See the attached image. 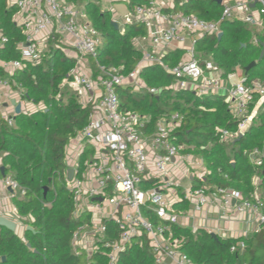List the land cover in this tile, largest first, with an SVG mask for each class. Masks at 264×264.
Segmentation results:
<instances>
[{"label":"trees","instance_id":"16d2710c","mask_svg":"<svg viewBox=\"0 0 264 264\" xmlns=\"http://www.w3.org/2000/svg\"><path fill=\"white\" fill-rule=\"evenodd\" d=\"M127 1L130 7L148 2ZM115 2L124 0L111 1ZM100 7L96 0H88L84 5L91 26L100 36L95 56L88 57L87 63L93 76L100 74L101 67H113L122 76H128L142 59V52L133 41L145 37L147 31L143 25L132 22L121 33L117 24V28L112 25V13ZM161 11L182 12L215 22L220 18L222 6L217 0H176L172 9ZM14 12L13 6L0 0V31L7 39L0 49L4 61L19 60L17 45L24 41L21 29L11 22ZM255 27L224 21L220 39L216 35H204L195 41V59L201 67L205 63L213 64L224 77L240 70L248 82L257 81L264 86V56L257 61L260 44L264 43V22L259 28ZM63 48L55 40L49 44V52L40 63H27L12 76L0 70V76L7 78L20 101L38 107L29 114L15 116L12 127L0 116V168L4 169L3 178L16 183L18 189L11 203L17 215L25 219L23 225L33 230L24 231L20 238L0 228V264L108 263L110 249L102 244H96L97 250L90 255L73 247V235L87 223L88 216L74 214L67 190L65 155L70 141L87 123L89 111L80 105L76 93L67 85L72 80L69 72L75 61L64 56ZM181 57V51L168 53L162 58L165 68L157 65L143 68L139 77L145 87L140 90L132 86L119 88V108L148 119V133L158 123L168 122L178 115L180 125L173 131L172 138L182 145L184 155L195 156L204 168V176L199 179L194 176L192 188L202 189L208 197L218 189L237 192L243 200L259 201L264 211V166H255L250 157L256 152L264 154V101L252 114L239 141L235 142L236 138L222 141L223 132L236 133L240 120L233 115L224 96H198L190 90L175 88V79L169 71ZM252 62H257L256 66L245 73L244 68ZM149 89H155L156 94H150ZM257 103L255 97L248 106V113ZM44 188H47L45 196ZM187 207L186 202L175 204L179 214L186 213ZM143 215L148 217V212L144 211ZM170 231L175 239L182 240L180 250L192 264H264V229L238 239L217 236L218 241L203 229L192 231L171 225ZM118 236V229L108 223L105 238L113 242ZM141 241L142 245L135 239L127 245L118 254L116 264H155L148 241L143 237ZM239 241L244 243V250L231 253L230 248Z\"/></svg>","mask_w":264,"mask_h":264},{"label":"built area","instance_id":"2783aa9c","mask_svg":"<svg viewBox=\"0 0 264 264\" xmlns=\"http://www.w3.org/2000/svg\"><path fill=\"white\" fill-rule=\"evenodd\" d=\"M220 1L222 11L215 22L199 20L182 12L162 13L164 5L156 0L131 7L125 22L143 25L153 50L142 53L139 65L128 76H122L116 68L101 67L100 74L94 77L87 59L95 56L100 36L89 22L79 19L81 14L73 5H67L65 0H6L15 11L11 22L21 29L24 37L17 45L19 60L4 61L0 57V70L7 76L22 71L27 63H40L49 52L50 42L55 40L64 47L63 52L67 49L75 54L72 58L75 66L69 72L72 80L67 85L89 113L83 129L68 144L65 166L66 170L74 172L72 179L67 181L74 214L86 213L88 216L87 223L75 231L73 244L88 230V247L83 249L87 255L97 250L96 244H102L110 249L107 264H116L118 254L134 239L142 245L143 237L151 247L155 264H192L180 250L182 240L175 239L170 231L171 225L180 223L175 204L193 203L195 209L200 210L211 200L202 189H193L192 184L186 186L184 183L193 180L192 170L198 166H191L190 156L184 155L182 145L172 138L173 131L180 125V117L174 115L148 133V119L119 108L117 90L125 86H132L134 90L144 88L140 71L153 65L164 67L161 59L151 52H164L172 44L182 45L186 41H190L187 58L169 71L175 79V88L190 90L198 96L220 90L222 85L216 76L218 68L211 63H205L203 67L198 64L194 43L204 35L217 36L224 21L261 26L264 0ZM6 42L0 31V49ZM149 93L156 94V90L149 89ZM226 93L233 101L230 109L240 122L235 134L223 132L222 141L242 135L252 114L264 101V86L257 81L248 82L243 76ZM255 97L258 103L248 113V106ZM12 101L20 105V114H26L19 95L11 90L7 78L0 76V116L10 127L17 116ZM32 107L34 110L30 111L38 108ZM87 149L92 150V159L81 163ZM263 155L256 152L250 156L255 166H264ZM17 189L13 180L0 176V208L11 202ZM216 195L223 207L234 214L251 213L257 225L250 234L264 229V211L259 201L243 200L239 193L225 189H218ZM144 211L148 212V217L143 215ZM5 214L0 213V216L11 220ZM108 223L119 231L116 241L105 238ZM243 237H248L246 232ZM243 250L242 241L230 248L231 253Z\"/></svg>","mask_w":264,"mask_h":264},{"label":"crops","instance_id":"0c3cea01","mask_svg":"<svg viewBox=\"0 0 264 264\" xmlns=\"http://www.w3.org/2000/svg\"><path fill=\"white\" fill-rule=\"evenodd\" d=\"M160 4L164 5L163 9H172L173 8V3L176 0H156ZM181 1H186V0H181ZM129 1L124 0L123 4L127 6V9L131 10L130 5L128 4ZM111 13H112V20L114 23L118 25V28L120 29V32L123 33L124 28L126 25H129L125 22V19L127 17L123 16L120 17L118 14L113 11L110 7L108 8ZM107 9V10H108ZM173 12V11H172ZM83 20L84 17H83ZM131 24V23H130ZM51 43V42H50ZM133 44L138 50H141V52H146V51H152L153 48L149 43L148 40V35L146 32V36L143 38H136L133 41ZM190 47V41H186L185 44L178 45V44H172L170 47H168L164 52L161 51H156V52H151L154 53V56L159 57L162 62V58H164L168 53L176 52V51H181L182 52V57L181 60H184L187 58V49ZM66 53V57L68 58H73L74 53L70 50L64 49ZM163 64V62H162ZM164 66V65H163ZM165 68V66L163 67ZM93 76V73H92ZM217 77L220 78V82L222 85V88L218 90L215 93H212L210 95H219V96H224L225 98L227 97V91L237 84L239 80L243 77V75L238 78L235 73L228 74L226 77L222 76L221 72L218 71L216 74ZM96 77V76H94ZM237 79V80H235ZM229 107L232 105L231 100H229ZM232 139V138H231ZM69 150V145L66 149V155L68 156L67 151ZM198 166L194 170H192V173L196 176H199L200 173H197L195 171L201 169H204L202 167V163L200 160L196 163ZM201 168V169H200ZM193 180L189 182H184L186 186L188 184H192ZM255 183H258V180H255ZM184 184V185H185ZM180 195V194H179ZM209 199L211 200V203L207 206H204L200 210H196L195 207L187 203V211L184 214H180V220H179V227L186 228V229H191V230H197V229H203L209 233H214L217 236L221 238H233V239H238L240 238L245 232L248 236L251 234V230H253L256 227V223L254 218L252 217L251 213H243L240 215H236L232 212V210L225 209L221 203V199L219 196L215 194H212L209 196ZM4 206L0 208V213H3ZM23 220H25L23 218ZM23 224V221H22ZM20 228V227H18ZM23 232L25 231V225H23ZM22 237V236H21ZM20 237V238H21ZM89 243V237H88V230H86L84 233H82L79 237V239L76 241V243L73 244V247L75 249H84L88 247Z\"/></svg>","mask_w":264,"mask_h":264},{"label":"rangeland","instance_id":"374dc122","mask_svg":"<svg viewBox=\"0 0 264 264\" xmlns=\"http://www.w3.org/2000/svg\"><path fill=\"white\" fill-rule=\"evenodd\" d=\"M96 1H99L100 5H101V7H100L101 10H106V9H108L110 7L120 17L126 16L127 14H129V10L127 9V6L125 4H123V3H118V2L111 3L112 0H96ZM65 2L67 3V5H70V6L73 5L74 8H75V10L78 11L82 15V16L80 15V18H79L80 20H83V17H84L85 21H87V22L90 23V21H89L90 19L87 16L86 11L84 10V5L88 2V0H75V2H72L71 0H65ZM255 28H257V27H255ZM235 75L238 78H240V76L242 75V73H241L240 70H236ZM235 80H237V79H235ZM225 100L227 102H229V98L228 97H226ZM21 105H22V110L25 111L26 114H29V113L33 112V111H30V110H34V108L32 107V105L29 104V103H27V102L21 101ZM92 154H93L92 153V150L87 149L86 152H85L84 157H82V159H81L80 162L81 163H85V162L90 161L92 159V156H93ZM198 160L199 159L196 158L195 156H191L190 157L191 166H195L196 163L198 162ZM189 165L190 164H188V166ZM195 172L200 173L201 176H204L203 169H201V171L197 170ZM181 194H182V192H181ZM7 207L10 208V209L8 210ZM10 210H12V212ZM3 213H6L5 215H8L7 217H9L12 221L18 223V225H19L20 228H18L16 230L15 234L18 237H21L22 236L21 233H22V231L24 229L23 228L22 221H24V220H23L22 217H19L17 215L15 206H13L11 202L8 203L7 205H5L4 210H3ZM84 219H86V218L84 217L83 220Z\"/></svg>","mask_w":264,"mask_h":264},{"label":"water","instance_id":"95a60500","mask_svg":"<svg viewBox=\"0 0 264 264\" xmlns=\"http://www.w3.org/2000/svg\"><path fill=\"white\" fill-rule=\"evenodd\" d=\"M217 3L220 4L221 1L220 0H217ZM253 6L254 5H251V7H253ZM112 25L115 28H117L116 23L112 22ZM221 36H222V33H219V34H217L216 37H217V39H220ZM260 46H261V52H260L259 58L257 60L258 62H260L262 60L263 56H264V43H261ZM256 64H257V62L250 63L247 67L244 68V72L247 73L250 69H252L253 67H255ZM231 103H233V101H231ZM11 104L15 106V114L16 115H19L20 114V105L19 104H16L15 101H12ZM241 137H242V135L240 134L236 138L235 142L239 141ZM73 173L74 172H73L72 169H67L66 170V180L67 181H70L72 179ZM263 175H264V169H263ZM0 176L2 178L4 177V169L3 168H0ZM46 193H47V188H44L43 195L45 196ZM98 201H100V200H98ZM0 228L5 229V230H7V231H9L11 233H15L16 230L18 229V226L13 221H11V220H9L7 218H4L2 216H0ZM25 231L33 232L32 228L29 227V226L25 228ZM210 236L214 240L218 241V238H217V235L216 234L210 233ZM26 246L28 248H30V245L29 244H27ZM2 260H4V258H2Z\"/></svg>","mask_w":264,"mask_h":264}]
</instances>
